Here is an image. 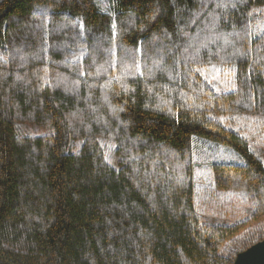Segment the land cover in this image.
<instances>
[{
    "label": "trees",
    "instance_id": "obj_1",
    "mask_svg": "<svg viewBox=\"0 0 264 264\" xmlns=\"http://www.w3.org/2000/svg\"><path fill=\"white\" fill-rule=\"evenodd\" d=\"M257 148L264 0H0V264H233Z\"/></svg>",
    "mask_w": 264,
    "mask_h": 264
},
{
    "label": "rangeland",
    "instance_id": "obj_2",
    "mask_svg": "<svg viewBox=\"0 0 264 264\" xmlns=\"http://www.w3.org/2000/svg\"><path fill=\"white\" fill-rule=\"evenodd\" d=\"M251 131H252V128H251ZM253 132V131H252ZM256 132H258V131H256ZM252 137H253V139H254V141L255 142H260V141H258V139L256 138V134L254 133L253 135H252ZM256 151H257V153H260L261 154V157L264 159V149H259L258 150V148L256 149ZM199 152H201L200 150L198 151V154H199ZM226 154V153H225ZM224 153L222 154V156H224L225 158H227V159H229V160H231L232 159V156L231 155H225ZM231 206L229 205V204H227V208L225 207L224 209H219V208H217L216 206H215V208H210V209H208V211L210 212V213H212L213 215H221V211H224L225 213L224 214H226L225 215V219L226 220H224V222H232L233 220H235L237 217H241V218H243L244 216H242L241 214H240V210L239 209H241V206H238V208H236V210H231ZM209 215V214H208ZM208 215H206V216H208ZM206 216H203L202 217V220H203V222H205L206 220H211L212 222H220V216H217L216 218H208V217H206ZM260 225H261V223H255L254 225L252 224V225H250V226H248V228L246 229V231L245 232H251V231H254V230H256V228H259L260 227ZM239 237L240 236H238L236 239H239Z\"/></svg>",
    "mask_w": 264,
    "mask_h": 264
},
{
    "label": "water",
    "instance_id": "obj_3",
    "mask_svg": "<svg viewBox=\"0 0 264 264\" xmlns=\"http://www.w3.org/2000/svg\"><path fill=\"white\" fill-rule=\"evenodd\" d=\"M233 264H264V240L238 254Z\"/></svg>",
    "mask_w": 264,
    "mask_h": 264
}]
</instances>
